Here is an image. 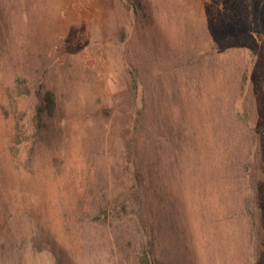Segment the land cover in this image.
Here are the masks:
<instances>
[{
	"label": "rangeland",
	"instance_id": "rangeland-1",
	"mask_svg": "<svg viewBox=\"0 0 264 264\" xmlns=\"http://www.w3.org/2000/svg\"><path fill=\"white\" fill-rule=\"evenodd\" d=\"M145 1L0 0V264H264V35L206 54L222 0ZM17 78L67 128L3 153Z\"/></svg>",
	"mask_w": 264,
	"mask_h": 264
},
{
	"label": "trees",
	"instance_id": "trees-1",
	"mask_svg": "<svg viewBox=\"0 0 264 264\" xmlns=\"http://www.w3.org/2000/svg\"><path fill=\"white\" fill-rule=\"evenodd\" d=\"M208 3L211 0H205ZM214 1V0H213ZM224 6L223 8V17L227 19V24H222L217 33V44H207L205 46V53H215L217 51H231L233 53L242 54L244 57L249 54V50H257L260 46L261 36L264 35V0H222L221 2ZM146 5L145 0H135L133 5L134 14L136 15L138 10L141 12L143 7ZM142 29H145L144 26ZM125 37H122V45L125 46L127 40L124 41ZM126 53V51H125ZM254 58L252 57V60ZM124 65L127 73L132 77L133 82L135 83V73L136 66L124 56ZM242 68L244 64L242 63ZM174 80V78H173ZM17 81H20L24 84L23 88H19L18 85H15L11 89V97H13L12 103L9 104L8 108H2L6 113H9L14 122V128L12 129V137L5 144L6 148L3 149V153L13 152L14 148H27L28 136L26 135L27 130H34L36 141L41 142L44 140L45 144L54 143L52 137L54 134L63 136L66 133L67 125L62 119L63 111L60 109V103L58 96L52 90L44 89L43 86H40L38 90H33L32 88L25 85V80L22 78H17ZM174 82V81H173ZM138 87L137 84L134 85L133 90ZM138 93V91H137ZM144 88L141 89V94H144ZM134 95V93H133ZM173 97L174 93L171 92ZM233 97V96H232ZM231 97V98H232ZM30 100L32 103L30 109L27 107L24 108L20 106V101ZM240 99L235 101V104ZM233 102V98H232ZM239 107V106H238ZM238 109V108H237ZM149 106L146 109L144 101H138L134 96L131 100L130 105V127L132 141L136 144L139 142L140 136L139 132L141 130V114L142 112L149 113ZM239 113V112H238ZM242 114V113H241ZM30 115L29 121L27 116ZM12 121V120H11ZM151 124V122H149ZM253 123L247 122L249 127L254 126ZM148 127V126H147ZM150 127V126H149ZM166 126H163L162 135L157 138H161L164 141H172V138L175 133H173V127L169 128L168 132L165 133ZM150 133V131L148 132ZM178 133V131H177ZM44 138V139H43ZM150 139L146 138L142 143V151L144 152L148 146L151 144L148 143ZM50 142V143H49ZM42 143V142H41ZM34 144L29 148L34 149ZM149 156H153L155 153L154 147H150V151L147 152ZM250 161H253L248 157ZM14 162L17 163L16 159ZM82 183H84L82 181ZM78 206L81 210L87 205L84 204L83 200L78 202ZM86 211H82L81 214L85 215ZM149 264V263H147Z\"/></svg>",
	"mask_w": 264,
	"mask_h": 264
}]
</instances>
